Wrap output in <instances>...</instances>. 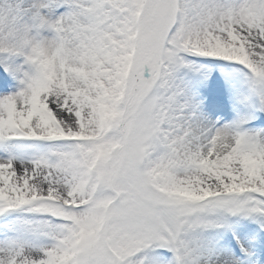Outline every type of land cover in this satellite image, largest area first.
Listing matches in <instances>:
<instances>
[{"label": "snow or ice", "instance_id": "obj_1", "mask_svg": "<svg viewBox=\"0 0 264 264\" xmlns=\"http://www.w3.org/2000/svg\"><path fill=\"white\" fill-rule=\"evenodd\" d=\"M0 264H264V0H0Z\"/></svg>", "mask_w": 264, "mask_h": 264}]
</instances>
